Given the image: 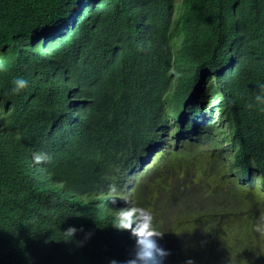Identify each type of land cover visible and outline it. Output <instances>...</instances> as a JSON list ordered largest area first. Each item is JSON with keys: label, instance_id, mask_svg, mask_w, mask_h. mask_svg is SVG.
<instances>
[{"label": "trees", "instance_id": "1", "mask_svg": "<svg viewBox=\"0 0 264 264\" xmlns=\"http://www.w3.org/2000/svg\"><path fill=\"white\" fill-rule=\"evenodd\" d=\"M77 1L0 0V264H103L118 232L97 195L135 163L167 264H264V0H83L67 23Z\"/></svg>", "mask_w": 264, "mask_h": 264}, {"label": "clouds", "instance_id": "2", "mask_svg": "<svg viewBox=\"0 0 264 264\" xmlns=\"http://www.w3.org/2000/svg\"><path fill=\"white\" fill-rule=\"evenodd\" d=\"M177 1L180 2L181 0ZM81 2H83V0H78L77 4L71 7L69 10L70 16L68 14L66 17L67 23H70L69 19L71 17H73L75 22L77 11H80L83 7ZM139 19L143 21V15H139ZM56 30L57 29H54L47 33L50 35L51 39L60 35ZM86 54V49L80 50V55L84 60L83 64L89 63L87 61L89 58L87 59ZM237 55L236 52H233L223 68L232 65L236 61ZM0 61L2 60L0 59ZM171 67V72H174L176 68H178V52L176 47H172ZM3 70H6V68L3 64H0V71ZM13 84L15 85L13 91H19L27 86L28 81L24 79V77H15L13 79ZM203 85L206 86V83L204 82ZM212 90L213 89H210L209 103L211 102V105H214L216 103V99L214 98L216 94L212 95ZM218 90H220V88ZM257 98L259 99V97ZM85 100V98H80V101ZM194 102V99H191L188 103L192 104ZM70 105L74 104L72 102L68 103L67 107L64 109L65 115H69L70 112H74L75 109L76 112L82 110V108L76 105L69 108ZM1 117L2 114L0 111V119ZM175 120H177L175 117L170 116L169 120L164 123L159 134L160 139L152 140L146 155H144V162L147 161L146 157L155 153L166 140H172L173 131L176 128ZM182 120L181 118V121ZM185 121L187 120L182 121V126H184ZM201 122H199L198 118H195L193 128L198 127L197 125H200ZM26 150L29 152L32 168L35 174L38 175L40 181L47 184L57 183L60 188L66 192L76 194L78 198L84 197L82 190L74 191L67 182L58 179V175L54 172L50 159L43 154L41 147L26 146ZM138 169V163H135L132 168L126 167L124 172H119L117 178L110 179L109 183L102 185L103 189L101 188L97 195L98 199L101 200L96 208L110 216L112 221L111 227H108L105 232H118V235L112 240V242L115 243V247L108 251V257L104 260L103 264H167V256L169 254L168 240L163 235L161 228L152 220L151 210L138 203L131 193L133 177L130 174L138 171ZM74 230L75 227H70L68 229L70 234ZM257 231H264V224H258Z\"/></svg>", "mask_w": 264, "mask_h": 264}, {"label": "rangeland", "instance_id": "3", "mask_svg": "<svg viewBox=\"0 0 264 264\" xmlns=\"http://www.w3.org/2000/svg\"><path fill=\"white\" fill-rule=\"evenodd\" d=\"M214 84H215V82H214ZM214 98L216 99L215 101H217V99H218V94H216L215 96H214ZM183 121V120H182ZM199 122H201V120H199Z\"/></svg>", "mask_w": 264, "mask_h": 264}]
</instances>
